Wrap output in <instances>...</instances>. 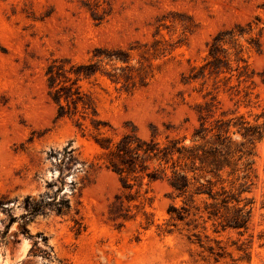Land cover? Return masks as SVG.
Segmentation results:
<instances>
[{
	"label": "rangeland",
	"instance_id": "rangeland-1",
	"mask_svg": "<svg viewBox=\"0 0 264 264\" xmlns=\"http://www.w3.org/2000/svg\"><path fill=\"white\" fill-rule=\"evenodd\" d=\"M0 43V264H264V132L239 130L264 131V0H0ZM228 124L236 171L182 197L172 163L112 166L127 134L209 148Z\"/></svg>",
	"mask_w": 264,
	"mask_h": 264
},
{
	"label": "trees",
	"instance_id": "trees-1",
	"mask_svg": "<svg viewBox=\"0 0 264 264\" xmlns=\"http://www.w3.org/2000/svg\"><path fill=\"white\" fill-rule=\"evenodd\" d=\"M232 37H235L233 34ZM223 42L222 37H217L214 40L210 55L214 57L215 61H221L219 58V47L220 43ZM5 49L0 43V53L4 52ZM210 64V63H209ZM208 64V65H209ZM91 69V67H88ZM88 69V70H89ZM49 74L51 78H54L55 71L54 66L49 69ZM79 74V73H78ZM86 76L93 75L91 71H86L84 73ZM57 100L60 103V116H64L65 107L61 104L62 96L59 92H56ZM79 93H76L78 95ZM73 94L68 95L66 99L72 98ZM246 123H242L241 130L243 138L247 139L248 144H255L257 141L261 140L263 137V129L257 130L250 126H246ZM231 125L228 124V129L226 133L227 137H223L221 134L216 135L215 143H211L208 148L207 145H194L187 146L184 145L182 141L171 140L167 145H160L154 139L151 141H145L140 139L136 134L125 135L116 145L115 149H111V163L116 171L124 173H136L137 167H139L140 161L145 159V161H158L160 163H165L168 165L172 163V177L169 179V183L174 192H177L178 197H182L188 193L191 186L193 185V180L196 178H190V173L202 172L203 174H215L220 176L227 167H234L233 171H236V163H234L235 157L240 154L238 161L243 159V154L245 153L246 143L240 144L243 146H236L233 148L235 141L230 137L229 131ZM240 131H238L240 133ZM195 138H201L200 135H195ZM205 137H202L204 139ZM110 149V147H106ZM184 162L185 166L188 167L189 163L192 165L191 168L178 169V164ZM200 164V166H199ZM141 167V171L145 170V167ZM152 179H157L155 175H148ZM206 176V175H203ZM202 177H200L201 179ZM209 182V181H208ZM199 187L196 189L195 194L197 196L207 195L210 199L216 200L217 197L213 194L212 188H209L206 184L197 181ZM224 190V189H223ZM225 191L220 196L225 195ZM234 201L239 202L237 198L233 196H224L222 199V204L228 209L229 205ZM121 205V204H120ZM70 209V206H67ZM209 207L207 206V209ZM178 209L174 208L173 212H177ZM172 212V211H171ZM219 211L212 209L209 211V217H218ZM182 215L178 211V217ZM248 217H243L242 219H235L234 223L229 224L228 227L232 229H247ZM227 228V227H226Z\"/></svg>",
	"mask_w": 264,
	"mask_h": 264
}]
</instances>
